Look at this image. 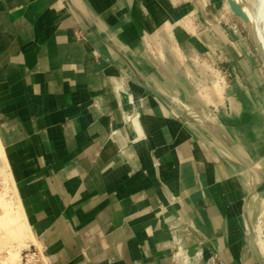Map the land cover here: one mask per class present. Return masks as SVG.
Listing matches in <instances>:
<instances>
[{"label":"crops","instance_id":"0c3cea01","mask_svg":"<svg viewBox=\"0 0 264 264\" xmlns=\"http://www.w3.org/2000/svg\"><path fill=\"white\" fill-rule=\"evenodd\" d=\"M188 1L0 0V139L53 261L264 264V59Z\"/></svg>","mask_w":264,"mask_h":264},{"label":"bare ground","instance_id":"6f19581e","mask_svg":"<svg viewBox=\"0 0 264 264\" xmlns=\"http://www.w3.org/2000/svg\"><path fill=\"white\" fill-rule=\"evenodd\" d=\"M172 1V5L173 6H177L181 3L186 2L187 0H170ZM221 3V0H218ZM230 4L232 6V8L238 13L240 14L242 17H244L248 23L250 21V15H249V10L246 7V5L244 4L243 0H229ZM261 6L264 5V0H259ZM255 26L252 27V33L254 35L255 40L257 41V44L260 47V50L264 56V37L262 36L263 34L260 32V29L258 28V26L256 24H254ZM262 34V35H261ZM197 68H194L193 73L190 72L189 76L190 78L194 79L193 74H195V70L199 71L198 75H200L201 69H203L202 65L199 63L196 65ZM199 78V76L197 77V79ZM152 79V77H151ZM251 137H257L256 132L251 130L250 131ZM0 143L2 145H0V171L2 173H4L7 177V183L8 182H12L13 179L11 178V173L9 171V166L6 162V158H5V145L3 144V142L0 139ZM13 185V184H12ZM14 186V185H13ZM14 188V187H13ZM15 189V188H14ZM16 194V192H15ZM15 197L17 198V195H15ZM7 199H9V197L5 194H0V250L3 246H7L8 249L13 248V244H12V239L14 237L17 238H21L23 240L24 235L23 233H26V231L23 230L22 228V224L20 220H18V217L20 219V216H26L25 212H24V208L21 204V201L19 198H17L16 200V212L18 214V217L16 215H14V211H13V206L11 201H7ZM264 213V208L263 210H261V213L259 214V219H258V224L256 225V231L261 235V238L263 239L262 242L258 240L259 246H261L262 249H264V223L262 221V214ZM18 221V222H17ZM30 229V237L33 240L34 243H38L37 245L40 246L41 250H43V248L47 247L44 243L40 242L39 240H37L36 234L33 232L31 226H28ZM57 239V236L50 238V244L53 245L55 243ZM48 248V247H47ZM19 255V254H18ZM17 257V254H13L12 255V260H15ZM50 260V264H61V260L59 261H53V257L49 256ZM63 261V260H62ZM7 263V262H5ZM4 263V264H5ZM67 264V263H66ZM71 264H75V263H71ZM77 264H85L84 262L81 263H77Z\"/></svg>","mask_w":264,"mask_h":264},{"label":"rangeland","instance_id":"374dc122","mask_svg":"<svg viewBox=\"0 0 264 264\" xmlns=\"http://www.w3.org/2000/svg\"><path fill=\"white\" fill-rule=\"evenodd\" d=\"M189 1H188L189 3L193 4L194 2L196 3V1H198V0H189ZM223 2H224V5H223L222 10L233 15V13L231 12V9H230V7H231L230 1L224 0ZM243 2L249 10L250 21H251V23L249 22L248 27L246 26L245 30H246V33L249 34V36L251 38V43L253 44L254 48L256 47L255 49H257L259 51V55H260L261 50H260V47L257 44V42L254 38V35L252 33V27L255 26L254 24H256L258 26V28L260 29V32L263 34V35L262 34L261 35L264 37V5L261 6L259 0H243ZM179 5H181V4H179ZM232 17H234V19L239 23L240 27H243V25H242L243 22L238 17H235L234 15ZM262 58L264 59L263 55H262ZM0 145H2V144L0 143ZM0 159H1V157H0ZM13 187L14 186L12 185V182L10 181L7 183L6 175L0 171V194H2V195L5 194L9 197L10 200L7 199V201L8 200L11 201L12 206H13L14 215H16L18 217V214L16 212V207H15V206H17L16 200L18 197L17 198L15 197V195H17V194H15L16 190L14 189L15 187L14 188ZM18 220L22 221L21 222V224L23 225L22 228L24 231H26V233H23L24 238L22 240L21 238L14 237L12 239L13 248L8 249L7 246H3L1 248V250H0V264H4L5 262H7L5 264H20L21 256H24L25 254L29 253V251H33L34 249L41 250L40 246L37 245L38 243L37 244L34 243L30 237V229L28 227L29 223H28L27 217L21 215L20 219L18 217ZM262 221L264 223V214L262 216ZM255 238H256L255 243L258 245L262 254L264 255V249H262L258 243V240L262 242L263 239L261 238V235L258 232H255ZM45 248L47 249L48 253L51 256V252L49 251V248H47V247H45ZM13 254H17V257L15 260H12Z\"/></svg>","mask_w":264,"mask_h":264},{"label":"built area","instance_id":"2783aa9c","mask_svg":"<svg viewBox=\"0 0 264 264\" xmlns=\"http://www.w3.org/2000/svg\"><path fill=\"white\" fill-rule=\"evenodd\" d=\"M49 256L50 254L46 248H43V250L34 249L24 256H21L20 264H50Z\"/></svg>","mask_w":264,"mask_h":264},{"label":"water","instance_id":"95a60500","mask_svg":"<svg viewBox=\"0 0 264 264\" xmlns=\"http://www.w3.org/2000/svg\"><path fill=\"white\" fill-rule=\"evenodd\" d=\"M231 5V4H230ZM231 8H232V6H231ZM232 10L234 11V13L238 16V17H240L241 18V20L246 24V26L248 27V25H249V23H248V21L244 18V17H242L240 14H238L233 8H232ZM257 42V41H256ZM261 54H262V52H261ZM263 55V54H262Z\"/></svg>","mask_w":264,"mask_h":264}]
</instances>
